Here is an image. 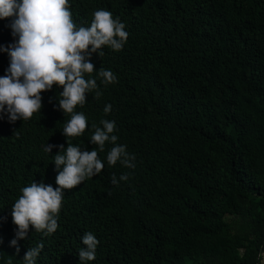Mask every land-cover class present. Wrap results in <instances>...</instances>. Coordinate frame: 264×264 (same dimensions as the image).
<instances>
[{"label": "trees", "instance_id": "1", "mask_svg": "<svg viewBox=\"0 0 264 264\" xmlns=\"http://www.w3.org/2000/svg\"><path fill=\"white\" fill-rule=\"evenodd\" d=\"M72 19L88 27L104 9L125 24L122 50L103 46L90 62L102 93L86 94L77 112L83 136L104 169L64 190L57 230L29 226L27 239L10 241L11 210L34 180L57 187L54 156L67 147L70 119L58 102L62 87L41 93L40 112L9 122L0 113V264H23L43 243L36 264H258L264 252V0H68ZM0 19V45L18 37ZM9 66L0 51V76ZM100 68L115 83L105 86ZM111 111L105 114V105ZM115 121L118 144L135 155V169L107 163L90 142L93 124ZM63 154V152H61ZM61 166V170H62ZM130 173L127 181H119ZM115 175L118 184L111 183ZM99 240L96 258L81 262V237Z\"/></svg>", "mask_w": 264, "mask_h": 264}, {"label": "clouds", "instance_id": "2", "mask_svg": "<svg viewBox=\"0 0 264 264\" xmlns=\"http://www.w3.org/2000/svg\"><path fill=\"white\" fill-rule=\"evenodd\" d=\"M92 15L90 26L84 27L72 19L68 0H0V19L11 18L9 27L12 35L18 37L6 48L0 45V51H6L9 56V66L0 76V113H6L9 122L28 120L43 107L41 93L56 85L63 88L59 92V109L70 115L62 129L67 147L63 144L44 147L46 153L53 147L60 149L54 156L57 187L33 180L20 189L22 195L12 205V222L17 227L10 246L15 247V254L20 252L17 241L27 239L30 225L45 235L57 230L64 190L78 186L104 169L97 149L82 150L81 145L71 143L69 138L83 136L88 128L86 115L76 111L77 106L86 103V94L96 90L94 98L102 95L96 79L85 78V74L90 76L96 71L90 62L92 54L102 56L103 46L122 50L129 34L125 24L113 18L110 11L100 9ZM98 76L105 86L117 81L116 75L104 68L99 69ZM110 111L111 105H105V114ZM100 124L102 127L92 125L90 142L99 151H104L106 142L113 145L107 153L108 165L114 166L119 161L122 166L135 169V155L126 150V145L118 144V136L113 134L115 121L101 119ZM129 177L130 173H122L119 181H127ZM111 183L118 184L115 175ZM81 241L84 247L78 252L79 260H95L99 240L91 232H85ZM43 247L41 243L28 248L23 264H36ZM257 260L258 264H264V252L259 253ZM8 264H12L11 259Z\"/></svg>", "mask_w": 264, "mask_h": 264}]
</instances>
